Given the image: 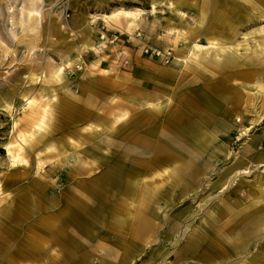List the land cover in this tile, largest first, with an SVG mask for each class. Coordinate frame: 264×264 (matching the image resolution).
<instances>
[{"label": "rangeland", "instance_id": "374dc122", "mask_svg": "<svg viewBox=\"0 0 264 264\" xmlns=\"http://www.w3.org/2000/svg\"><path fill=\"white\" fill-rule=\"evenodd\" d=\"M159 1L157 13L151 14L152 0H33V9L37 8L41 16L37 15L32 23H28L22 8L23 0H0V97H9L12 103L10 109L0 107V243L10 241L17 246L36 243L40 235L38 226L46 225L48 221L56 222L53 215L69 211L73 197L93 196L95 188L101 185L105 193H110L109 189L115 187L106 177L113 174L115 167L122 168L128 159L133 162L137 157H142L144 162L152 161V152H137L140 149L132 143L133 133L156 137L165 130L169 134L165 141L169 154L183 155L189 150L198 161L203 155L206 163H213L202 173L180 174L183 180L195 184L196 189L189 194L197 192L198 195L194 200L172 208L188 206L196 210L201 207L194 222L204 213L211 190L209 186L201 190L199 185L209 181L213 186L219 182L220 177L215 171L222 173L233 165L242 155L240 151L247 136L237 140L238 132L224 127L223 115L207 118L211 124L201 130L205 131L208 142L200 146L213 152L218 150L217 154L226 151L216 163L214 155L210 157L207 152H200L190 140L184 145L171 141L170 135L180 136L179 130L198 128L193 121L197 119L195 113L202 112L198 106L204 108V101L196 100L198 97L203 99V95L201 91L195 94L190 91L203 86L208 78L203 68L192 63L185 68L174 64L173 59L182 47L195 41L206 44L209 40L215 44L227 42L231 48L236 46L233 51L239 56L233 59L240 64L248 63L246 59L253 54L255 40L264 38V0H252L253 7L249 4L245 9L237 7L235 10L241 19L235 16L231 0H222L216 4L218 6L206 0ZM168 1L172 2L171 9L167 7ZM116 7L143 11L137 17V24L128 27L124 22L115 25L100 17ZM181 13H184L183 17ZM92 14L99 15L91 18ZM94 19L96 22L91 23ZM85 24L96 28L97 32L87 35ZM54 25L57 28L49 31ZM176 31L183 34L174 46L167 40L172 42ZM47 63L62 66L60 79L52 84L39 79L29 82L26 75L29 72L40 75V68L32 69ZM248 74L242 73L241 69L235 72L233 67L218 72L217 76H225L224 80H216L218 93L213 101L220 113L231 112L234 105L231 99L236 96H252L253 91L241 87L242 82H248ZM24 91L28 96L38 97L41 92L47 96L56 95V99L49 101L52 108L47 122L40 121L42 109L37 108L36 120L40 127H36L38 132L33 135L28 134L31 128L26 126L31 122L20 121L13 127V119L22 111V106L13 107V104L18 103ZM226 95L227 100L224 99ZM36 103L45 102L37 100ZM244 104L236 109L242 110ZM118 108L127 113L120 122H114V112ZM187 111L192 116H185ZM236 118H242V115L233 116L234 123L239 124ZM168 119L175 124L173 127L163 125ZM261 131L262 128L253 129L249 136L256 137ZM159 143L158 140L152 142L156 152ZM7 148L12 154L20 148V161L15 165L10 163ZM221 161L222 165L219 164ZM176 165L170 161L154 166L146 170L148 173L143 179H151L155 173ZM256 175H264V166L246 174H232L228 181H252ZM34 195L41 196L44 201L40 210L30 209L31 202L27 198ZM131 200L129 198L127 206L117 210L133 213L135 201ZM149 200L151 208L166 209L156 196ZM75 209L80 214L87 212L79 203ZM188 222L184 220L183 223ZM57 223L63 228V234L66 233L67 224ZM70 242H62L67 256L62 264H96L94 254L82 250L86 244L76 247L77 251L66 252L71 250ZM14 256L21 258L18 253ZM173 259L168 257L165 262L171 263ZM22 260L27 261L25 264L30 263L28 259ZM154 264H163V261L157 259Z\"/></svg>", "mask_w": 264, "mask_h": 264}, {"label": "bare ground", "instance_id": "6f19581e", "mask_svg": "<svg viewBox=\"0 0 264 264\" xmlns=\"http://www.w3.org/2000/svg\"><path fill=\"white\" fill-rule=\"evenodd\" d=\"M32 1L23 0L22 5L28 23H32L37 15L41 16L37 8L33 9ZM206 1L213 6H218L216 4L222 0ZM231 1L234 2L232 8L235 16L240 19L242 18L241 15L235 10L237 7L245 9L247 4L250 7L254 6L252 0ZM159 3V0H152L149 13L156 14ZM167 3V7L171 9L172 2L168 1ZM142 11L139 8L116 7L109 12L100 14V17L115 25L124 22L125 26L128 27L137 24V17ZM183 14L181 13L182 17ZM98 15L92 14L91 18ZM96 20H92L91 23L96 22ZM56 28L57 26L54 25L49 31L52 32ZM95 32H97L96 28L85 24L87 35ZM176 33L175 39L172 42L167 40V43H173L174 46H177L179 35H182L183 32L176 31ZM255 41L254 48H252L253 54L247 57L246 60L249 62L244 64L233 59L239 56L233 51L236 46L231 48L227 42L215 44L209 40L206 44L195 41L182 47L183 50L179 53L176 51V57L173 59L174 64L184 65L185 68L191 63L203 68L208 78L203 86L190 91L193 94L201 91L203 95V99L198 97L196 101L201 102L203 100L204 108L197 105L202 109V112L197 111L199 112L195 113L197 119L193 121L200 127L179 130L180 136L175 135L173 137L170 135L171 141H177L179 145H184L190 140L200 152L205 151L210 157L214 155V158L217 159L216 163L225 156L226 151L223 150L224 154H217L218 150L213 152L200 146L206 145L208 142V138L205 139V131L201 130L211 124L207 122V118L223 115L224 127L229 131L231 129L236 130L240 136L237 140L247 136L240 151L242 155L233 165L222 173L215 171V175L220 177L219 182L215 185L212 184L213 186H210L209 181L199 185L201 190L209 186L211 194L205 202L208 204L206 207L204 206V213L200 214L199 219L197 218L198 220L195 221L196 223L194 218L201 207L191 210L185 206L182 209L177 207L172 210L175 205L185 204L189 200H194L198 195L197 192L189 194L196 189L195 184L183 180L181 175L202 173L204 168L212 166L213 163H208V161L206 163L202 158L203 155H200L201 159L198 161V157L195 159L189 150L183 155L169 154V148L165 142L169 138V134L165 130L160 132V136L153 137L149 134L148 137L150 138L144 137L143 133L138 136L133 133L132 143L140 149L137 152L139 154L152 152V161L144 162L142 157H137L133 162L128 159L122 168L115 167L112 170L113 174H107L106 177L110 182L109 184L115 187L112 190L109 189L110 193H105L104 188H102L103 185H101L95 188L93 196L79 195L73 197L72 207L69 211H66L65 214L59 213L58 216L57 213H55L56 216L53 215L56 222L48 221V224L38 226L40 235L36 243L27 242L18 246L10 241L0 243V264H25L24 262L27 261L22 259L30 260L29 264H62L67 256L64 254L65 251L61 245L62 242L67 241H71L70 244L72 245L71 250L66 251L68 253L77 251L76 247L86 244L82 250H87L92 256L94 254L96 264H131L132 261H134L133 264H146L147 262L154 264L157 259H162L163 264H264V175H256L252 181L244 179L228 181L232 174H246L253 168L264 166V38L261 37ZM102 44L103 42H101ZM230 67H233L235 72H240L241 69L242 73H249L246 75L249 77L248 82H242L241 87L253 91V94L247 97L236 96L231 99L234 104L231 112L220 113L213 101L218 93L216 80L219 78V80H224L225 76L219 77L217 74L225 68L230 69ZM39 68L40 75L30 72L26 75L29 82L39 79L44 83L52 84L60 79L62 66L47 63L36 65L32 70L36 71ZM25 93L26 91L22 92L18 98V103L13 104V107L22 106L21 113L13 119V127H16L20 121L31 122L32 124L29 123L26 126L31 128V132L28 131V134L33 135L38 132L36 127H40L36 120L37 108L42 109L40 121L47 122L50 115L49 109L52 108L49 101L56 99V95L52 93L47 96L41 92L37 97L28 96ZM8 98L0 97L1 109L6 110L12 107ZM224 99L227 100L228 96H224ZM37 100H42L45 103L38 105ZM243 103L245 104L242 110L236 109ZM118 109L114 112V122H120L127 113V110ZM187 114L192 116L188 111L184 115L187 116ZM234 114L242 115V118H236L240 122L239 124L234 123ZM163 125L173 127L175 124L168 119V122L163 123ZM259 128H262V131L258 136H253V138L249 136V132ZM154 140L160 142L157 152L152 149L154 148L152 146ZM189 149L191 150V148ZM7 152L12 165L20 161V148L15 149L14 154L8 148ZM170 161L176 162L177 165L168 167L163 172L155 173V177L151 179H143V175L148 173L146 170H151L154 166L163 165ZM219 164L222 165V161ZM120 175L123 176L120 177ZM120 178L122 181L119 180ZM155 196L158 201L166 205V209L151 208L149 197L154 198ZM129 198L132 199L131 201H135L134 212L117 210L119 207L127 206L126 201ZM27 199L31 202L30 209L32 210H40L44 207L41 196L34 195ZM116 200L119 202L116 203ZM23 202L27 204L25 199ZM78 203L85 208L86 213L77 212L75 205L78 206ZM114 203L117 204L115 208L113 207ZM156 219L158 222H155ZM184 220L189 222L184 224ZM59 221L67 224L68 230L64 234L63 228H60V224L57 223ZM136 252L137 254L140 253L139 255L142 253L139 259V255H133ZM16 253L21 258H15ZM28 256H32L31 259ZM168 257H173V262H165Z\"/></svg>", "mask_w": 264, "mask_h": 264}]
</instances>
